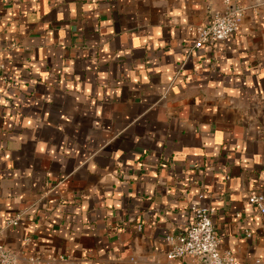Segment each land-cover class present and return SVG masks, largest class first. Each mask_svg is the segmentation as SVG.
Wrapping results in <instances>:
<instances>
[{
  "label": "crops",
  "instance_id": "0c3cea01",
  "mask_svg": "<svg viewBox=\"0 0 264 264\" xmlns=\"http://www.w3.org/2000/svg\"><path fill=\"white\" fill-rule=\"evenodd\" d=\"M240 3L234 37L190 51L222 0H0V229L19 264L205 263L166 259L191 206L264 264L248 202L264 194V0Z\"/></svg>",
  "mask_w": 264,
  "mask_h": 264
},
{
  "label": "built area",
  "instance_id": "2783aa9c",
  "mask_svg": "<svg viewBox=\"0 0 264 264\" xmlns=\"http://www.w3.org/2000/svg\"><path fill=\"white\" fill-rule=\"evenodd\" d=\"M224 10L215 12L207 26L191 27L189 31L194 35V42L190 51L199 50L205 45L222 43L234 37L240 27L246 7L240 0H222ZM189 55V54H188ZM4 66L0 65V69ZM249 204L258 216L264 217V194H251ZM193 222L186 232L177 236H168L166 243L168 251L166 259L169 261L192 258L196 261L205 260L200 264H240L237 258L221 246L213 226L215 210L191 206ZM15 225V220L6 226ZM249 237V232H245ZM31 263L39 262L38 258H31ZM0 264H19L17 256L10 252L2 242L0 229Z\"/></svg>",
  "mask_w": 264,
  "mask_h": 264
}]
</instances>
